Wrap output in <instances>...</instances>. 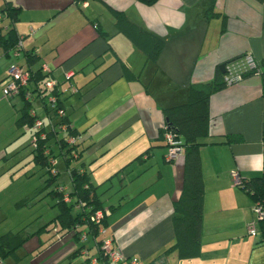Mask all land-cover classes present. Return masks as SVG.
<instances>
[{
	"label": "crops",
	"instance_id": "0c3cea01",
	"mask_svg": "<svg viewBox=\"0 0 264 264\" xmlns=\"http://www.w3.org/2000/svg\"><path fill=\"white\" fill-rule=\"evenodd\" d=\"M7 1L19 9L15 29L23 36L22 47L39 55L31 67L45 64L61 87L75 88L74 92L61 91L60 97L73 125L86 132L88 145L84 143L82 157L120 154L111 175L118 179L121 194L107 204L102 201L105 208L116 207L108 211L104 235L126 256L121 264H130L133 257L138 264H264L260 231L250 236L246 229L255 217L254 203L233 181L234 173L248 178L262 172L260 75L246 76L210 98L208 139L218 143L200 147L204 184L200 252L180 257L174 247L173 201L180 193L183 159L164 160L166 147L157 140L164 115L139 78L125 74L126 69L144 82L152 76L150 90L161 92L165 86L185 89L190 83L211 81L220 64L246 53L260 65L264 60V2L216 0L213 9L218 14L207 18L210 0H157L152 4L84 0L78 5L71 0ZM116 10L164 41L154 76L145 52L117 31ZM15 55L5 54L0 45V82L11 66L24 65L25 59ZM67 72L71 73L69 82L64 81ZM65 92L75 98L64 99ZM16 101L14 97L5 100L0 88V127L11 115V104L16 108ZM67 102L74 113L66 108ZM226 135H238L240 140L227 143ZM4 137L0 130V139ZM150 146V155L136 160ZM7 151L0 146L1 157ZM111 187L116 184L111 182ZM69 240L70 250L80 245L71 235L60 239ZM19 250L24 251V245ZM14 261L8 257L0 264Z\"/></svg>",
	"mask_w": 264,
	"mask_h": 264
},
{
	"label": "trees",
	"instance_id": "16d2710c",
	"mask_svg": "<svg viewBox=\"0 0 264 264\" xmlns=\"http://www.w3.org/2000/svg\"><path fill=\"white\" fill-rule=\"evenodd\" d=\"M2 1L0 20L2 17H6L7 23L4 25L0 24V45L5 54L17 51V54L15 55L14 53V55H20L25 59L22 66L25 67L29 74L27 85L20 88L19 93L15 95L22 100L20 115H18L16 123L19 126H27L32 136H36L35 145H33V142L31 143V156L35 165L45 168L44 173L47 176L44 181L45 187L50 188L49 194L56 200L55 204L58 208V213L54 217V223L56 224V231L59 232L58 238L61 239L71 235L73 242L76 243L82 240L83 235H85V239L90 235L95 241L97 252L91 254L83 242L74 248L72 255H85L87 264H91V259L93 258L97 260V263L111 264L102 249L103 240L111 238L106 237L105 233L99 237L98 228L101 226L106 230L108 211H112L116 207L109 206L105 208L100 198L101 194L97 192L96 186L91 181L90 173L85 168L73 167L69 169L71 188L67 189L57 182L59 170L56 168V163L55 165L52 163V159L55 161L56 156L61 155L66 166L69 167L72 158H80L85 149L83 143L85 142V132H80L66 114L63 100L60 97L61 93H63L61 92L63 91L61 84L52 90L45 88V83L49 77H52V72L43 71L41 63L36 69L31 67L32 64L39 61L37 52L34 49L25 50L23 47L17 49L18 42L23 39V36L17 34L15 29L19 9L7 0ZM82 1L84 0H71L69 3L78 5ZM136 1L152 4L157 0ZM256 1L264 2V0ZM215 2L216 0H210L209 8L205 11L207 18L218 14L213 9ZM114 23L117 31L124 33L145 52L150 72L154 76V73L158 71L156 61L164 41L145 28L131 22L121 11H115ZM99 34L104 35L102 31H99ZM243 56L244 54L234 58L225 63V66L240 62L239 60ZM225 70L226 68L222 72L220 66H218L215 70L214 78L205 83H190L185 89L165 86L166 89L164 91L156 92L155 90L154 92L150 90L152 76L147 82H144L139 75L133 76L125 69V74L128 77L139 78L145 91L155 98L157 106L164 115L165 124L159 129L157 140L167 147L164 134L172 132L175 137L181 138L182 141L184 153L181 157L183 159L181 188L178 197L173 201V228L176 238L174 247L180 257H192L200 252L204 195L200 147L207 143H218L213 141L212 138L208 139L211 119L209 103L214 93L227 86L224 82ZM255 73L260 75L261 92L262 96H264V60L261 61L260 65L257 64V68H248L243 71L242 75L246 77ZM27 94L30 97H27ZM49 94L56 96V106L53 109L46 102ZM35 97L41 99L42 108L49 118H43V124L39 129L33 128L39 115L37 112L31 113V110L36 111L33 106ZM59 110L62 113H59ZM62 125L65 126L64 129L61 128ZM41 133H44L43 137L40 136ZM59 133L63 135L60 136ZM71 137L75 138V142H69ZM224 140L227 143H233L238 142L240 137L238 135H226ZM262 142H264V125H262ZM55 147L58 148V153H56ZM152 149L153 146L145 149L136 157V160L143 161L144 156L147 158ZM236 186L251 197L254 205L264 207V164H262L260 175L240 178V182ZM66 195L69 197L68 201L65 200ZM98 211H101L103 216L100 222L96 223L92 221V217ZM258 231L261 233V241H264V220L258 222ZM26 239L27 237H23L20 231H10L0 235V261L8 257H14L15 264L16 259H18L16 251L24 245ZM111 240L113 241V239ZM113 246L117 247L114 243Z\"/></svg>",
	"mask_w": 264,
	"mask_h": 264
},
{
	"label": "rangeland",
	"instance_id": "374dc122",
	"mask_svg": "<svg viewBox=\"0 0 264 264\" xmlns=\"http://www.w3.org/2000/svg\"><path fill=\"white\" fill-rule=\"evenodd\" d=\"M2 4L3 1L0 0V7ZM6 19V17H2L0 24L4 25L7 22ZM0 88L2 91L1 82ZM73 95L68 92L62 94L66 100L71 97L72 99L75 98ZM3 97L8 100V97ZM14 98L18 101L21 100L18 96H14ZM18 101H16V108L12 107L11 104V115L4 120V125L0 127V130L5 132L4 139H0V146L6 147L8 150L4 153V157L0 156V235L10 231H20L23 237H27L24 243L25 250L18 249L16 251L17 264H87L85 255H72L73 250H70L68 246L72 245V241L61 242L58 238L59 232L56 231V224L54 223V217L58 213L56 200L49 194L50 188L45 187L44 181L47 177L44 173L45 168L35 165L32 160L31 143L33 136L29 128L19 126L16 123L18 116L15 113L20 115L22 106V101L20 103ZM41 103L40 98L35 97L33 100V106L38 115L43 114ZM67 103L68 111L74 113L73 110H69L71 104ZM74 115H72L73 121ZM76 128L80 129L79 127ZM59 135L63 134L59 133ZM85 135L88 136L89 132L87 131ZM55 151L58 153V148L55 147ZM119 155L118 153L113 154V152L109 153L108 156L98 154L91 158H85L81 155L78 159L72 158L69 167L66 166L63 156L58 155L55 158L56 168L59 170L57 182L70 189L69 169L84 167L90 173L91 181L96 186L98 193L101 194L102 200H105V204H107L112 197L116 198L115 196L120 193L117 191L118 179H112L113 176L111 175L116 169L115 163L118 161ZM83 162L85 163L84 166L82 165ZM52 163L55 165L54 162ZM111 182L116 184V188L111 187ZM102 235L99 234V237ZM83 242L91 254L97 252L92 236L89 235V239L77 241L78 244Z\"/></svg>",
	"mask_w": 264,
	"mask_h": 264
},
{
	"label": "built area",
	"instance_id": "2783aa9c",
	"mask_svg": "<svg viewBox=\"0 0 264 264\" xmlns=\"http://www.w3.org/2000/svg\"><path fill=\"white\" fill-rule=\"evenodd\" d=\"M22 40H20L17 44V49L22 48ZM17 54V51L14 52ZM240 62L231 63L225 66V74H224V82L227 84V86L238 83L241 81L244 77L242 75V72L247 70L248 68H257V63L253 59V57L250 54H244ZM42 70L45 72H49V68L42 64ZM71 77V73L67 72L64 74V81L69 82ZM29 74L28 71L25 69L24 66L19 64H14L10 67L8 70L6 78L2 81V94L5 97L12 98L13 96L17 95L20 91V88L24 87L28 83ZM59 84L58 81L54 79V77H49L45 83V88L48 90H52ZM63 91L68 92H74L75 88L71 85H67L63 88ZM27 97H30L27 94ZM47 105L50 108H55L56 106V96L53 94H49V96L46 98ZM32 114L36 112L35 110H31ZM59 113H62L61 110L58 111ZM48 118L47 114L45 112L42 116H38V118L35 120L34 129H39L42 126L43 118ZM49 119V118H48ZM62 129L65 128V126L62 125ZM41 137L44 136V133H41ZM164 139L166 142V154H165V160L169 162H175L179 158L182 157L184 153V148L182 146L181 138L175 137V134L172 132H166L164 134ZM33 145L36 143V136H33ZM69 142L73 143L75 142V138L71 137L69 138ZM52 162L55 163V161L52 160ZM233 181L234 184H238L240 182V176L237 173L233 174ZM65 200L68 201L69 197L66 195ZM253 212L255 217L251 219L247 225V233L252 236H256L258 234V222L260 220H264V207H261L259 205L253 206ZM102 212L98 211L96 212L93 217L92 221L99 223L102 219ZM99 234H104L105 229L101 226L98 228ZM82 239H85V235L82 236ZM102 249L104 251V254L108 257L111 264H121L124 261H126V256L123 254L120 248L113 246V241L111 239H105L102 242ZM91 264H97V260L95 258L91 259ZM130 264H138V259L133 257L130 259Z\"/></svg>",
	"mask_w": 264,
	"mask_h": 264
},
{
	"label": "water",
	"instance_id": "95a60500",
	"mask_svg": "<svg viewBox=\"0 0 264 264\" xmlns=\"http://www.w3.org/2000/svg\"><path fill=\"white\" fill-rule=\"evenodd\" d=\"M220 69H221L222 72H224V69H225V64L224 63L220 64Z\"/></svg>",
	"mask_w": 264,
	"mask_h": 264
}]
</instances>
